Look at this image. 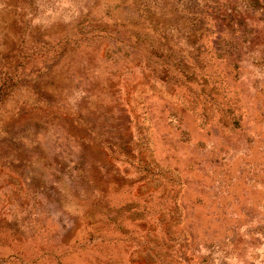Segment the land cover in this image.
Masks as SVG:
<instances>
[{
	"label": "rangeland",
	"instance_id": "374dc122",
	"mask_svg": "<svg viewBox=\"0 0 264 264\" xmlns=\"http://www.w3.org/2000/svg\"><path fill=\"white\" fill-rule=\"evenodd\" d=\"M0 264H264V0H0Z\"/></svg>",
	"mask_w": 264,
	"mask_h": 264
}]
</instances>
